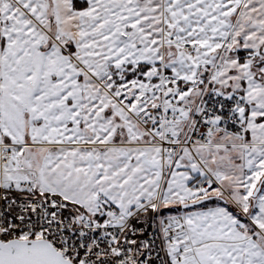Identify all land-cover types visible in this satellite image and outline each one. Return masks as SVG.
Here are the masks:
<instances>
[{"label":"snow or ice","instance_id":"1","mask_svg":"<svg viewBox=\"0 0 264 264\" xmlns=\"http://www.w3.org/2000/svg\"><path fill=\"white\" fill-rule=\"evenodd\" d=\"M0 264H264V0H0Z\"/></svg>","mask_w":264,"mask_h":264}]
</instances>
